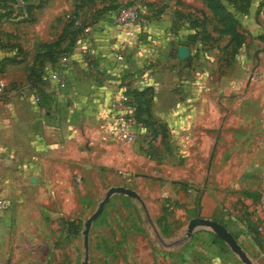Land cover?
Here are the masks:
<instances>
[{"label":"rangeland","instance_id":"374dc122","mask_svg":"<svg viewBox=\"0 0 264 264\" xmlns=\"http://www.w3.org/2000/svg\"><path fill=\"white\" fill-rule=\"evenodd\" d=\"M49 1L42 0L24 20L31 23L41 18L39 11L47 17L42 7ZM51 1L59 12L49 28L60 27L64 32L72 14L88 20L93 4L101 0ZM106 2L98 8L131 3L144 16L175 2L183 7V14H191L181 16V23L174 20L172 26L189 28L182 43L193 44L187 38L195 29L191 19L199 15L198 7L187 8L191 5L181 0ZM144 6L152 11L146 13ZM215 22L211 17L208 28ZM258 36L264 38V33ZM220 58L209 70L217 81L230 63L224 48ZM189 66L191 74L194 68ZM253 71L254 67H248L244 78ZM256 74L257 80L238 93L216 85L205 105V113H210L193 115L180 129L173 130L152 115L149 95L146 103H139L138 114L133 110L131 141L117 135L113 117L101 121L104 144L89 145L88 164L83 166L78 159L70 174L66 169V176L55 170L54 177L46 180L49 204L38 201L37 209L23 206L16 215L6 212L9 207L4 211L0 264H81L83 220L105 190L117 184L135 189L142 202L122 192L110 195L89 227L87 264H246L210 226H196L187 235V222L195 215L221 222L252 264H264V60ZM118 85L131 86L123 80ZM69 221L75 231L68 229Z\"/></svg>","mask_w":264,"mask_h":264},{"label":"crops","instance_id":"0c3cea01","mask_svg":"<svg viewBox=\"0 0 264 264\" xmlns=\"http://www.w3.org/2000/svg\"><path fill=\"white\" fill-rule=\"evenodd\" d=\"M181 1L191 5L187 8L198 7L211 14L203 0ZM106 3L93 4L85 21L76 12L82 28L75 40L68 44L70 37L64 31L59 44L53 46L66 48L63 52L68 54L66 84L61 87L46 75L33 86L27 79L35 53L44 48L39 43L51 42L63 31L49 28L51 18L59 12L54 2L42 7L47 17L39 11L41 18L31 23L24 20L28 12L23 7L0 17V58L10 51V43H19L26 51L24 60L7 63L0 70L5 83L0 95V193L10 200L9 215H16L23 206L35 210L38 201L49 204L46 180L54 177L55 170L66 176L65 169L70 174L78 159L83 166L88 164L89 145L104 144L100 122L112 119V98L119 81L132 87L147 86L150 112L176 130L193 115L210 113H205V105L216 85L238 93L257 80L264 60V38L258 36L264 33V0H251L248 9L238 14L245 40L219 81L209 70L222 61L228 34L210 29L211 42L197 40L189 46V55L179 58L177 45L190 29L183 25L174 29L172 23L182 22L183 7L170 2L145 16L143 23L121 26L112 21L113 8H98ZM141 9L152 11L149 6ZM55 65L44 62L45 73ZM189 65L194 68L191 74L187 73ZM248 67L254 71L246 79Z\"/></svg>","mask_w":264,"mask_h":264},{"label":"trees","instance_id":"16d2710c","mask_svg":"<svg viewBox=\"0 0 264 264\" xmlns=\"http://www.w3.org/2000/svg\"><path fill=\"white\" fill-rule=\"evenodd\" d=\"M42 0H38L36 3L34 0H0V17L10 15L15 8L21 9L22 7L30 12L36 6L42 4ZM207 7L211 11V16L204 9H197L199 15L192 17L191 22L194 25V31L188 34L187 42H195L197 40L203 43L212 41V34L208 28L210 18L214 17L216 20L212 25V30L218 32V34H228V40L224 45L225 53L227 54L226 62L235 55L238 47L244 43L245 35L239 29V20L236 12H245L251 0H203ZM114 8V7H108ZM191 13L181 14V16H190ZM76 14H72L70 21L71 25L65 32L69 35L68 44L75 40L77 32L82 28V24L75 21ZM62 31L56 39L51 42H40L39 45L43 46L41 50H38L33 59V63L28 67L27 79L31 86L36 85L39 82L45 80L44 62H56L59 56L64 53L66 48H56L54 45H58L62 35L65 33ZM10 51L3 54L0 58V70L7 63H17L25 59L26 51L19 43L8 44ZM148 87H132L128 86L126 92L129 94V100L132 102L135 108V112L138 114L139 103L148 100ZM146 109V106H145ZM68 229L75 231L76 226L71 221L68 222ZM28 264V263H25Z\"/></svg>","mask_w":264,"mask_h":264},{"label":"built area","instance_id":"2783aa9c","mask_svg":"<svg viewBox=\"0 0 264 264\" xmlns=\"http://www.w3.org/2000/svg\"><path fill=\"white\" fill-rule=\"evenodd\" d=\"M112 21L117 25L140 24L147 19L141 14L138 6L127 3L114 7L111 10ZM75 21H78L77 18ZM120 56V55H119ZM55 67L51 68L46 76L56 82L58 86H64L66 79L64 70L68 64V54L62 53L57 61ZM5 83L0 78V95L4 93ZM112 117L116 120L117 135L123 140L129 142L134 138V106L130 103L129 94L126 92L124 85H118L112 98ZM10 206V200L7 196L0 193V218L4 211Z\"/></svg>","mask_w":264,"mask_h":264},{"label":"water","instance_id":"95a60500","mask_svg":"<svg viewBox=\"0 0 264 264\" xmlns=\"http://www.w3.org/2000/svg\"><path fill=\"white\" fill-rule=\"evenodd\" d=\"M190 48L187 44L180 43L177 45V56L179 58H185L189 55L190 53ZM114 192H122L124 194H127L129 196H134L138 200L142 202V198L139 195V193L133 189L132 187L129 186H124L121 184L117 185H110L104 192L102 198L98 201L97 206L95 209L83 220V228H82V233H83V247H84V254H83V259L81 261V264H87V258H88V231L89 227L91 225V222L93 219L100 213V211L103 208L104 203L109 199L110 195ZM210 226L211 228L214 229V231L221 237L223 238L229 246L239 254L240 258L246 263V264H252L250 259L247 257L245 252L243 251L242 247L240 244L236 241L234 236L226 230L224 225L219 222L218 220L214 218H209V217H204L201 215H195L191 218H189L186 226V234L190 235L193 231V229L196 226Z\"/></svg>","mask_w":264,"mask_h":264}]
</instances>
